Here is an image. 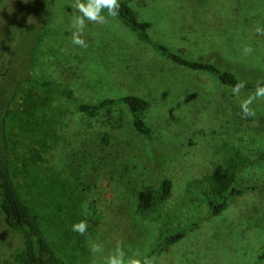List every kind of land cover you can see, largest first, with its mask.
<instances>
[{
  "label": "rangeland",
  "instance_id": "1",
  "mask_svg": "<svg viewBox=\"0 0 264 264\" xmlns=\"http://www.w3.org/2000/svg\"><path fill=\"white\" fill-rule=\"evenodd\" d=\"M18 1L0 5L1 46L8 45L13 35L21 37L17 18L12 32L3 33L8 19L18 17ZM32 1L26 0L28 11ZM128 1L142 16L156 21L153 36L174 51L229 69L245 84L264 81V34L256 32L257 26L264 28V0H212L234 11L195 14L217 32H209V37L189 32L179 14L169 13L176 11L173 4L177 8L185 0H159L156 7L148 0ZM73 2L42 0L28 22V29L32 28L27 40L13 47V53L23 63L31 55L33 73L66 82L89 101L129 93L146 96L153 104L147 121L154 135L138 134L127 110L121 127H106L74 105L39 97L40 104L25 103V116L21 114L11 128L16 140L12 173L19 188L26 193L33 189L27 162L43 174L68 176L78 185L84 215L100 222L93 242L102 245V251L93 253L86 240L79 245V258L104 264L117 243L126 258L136 251L142 258L159 238L205 213L200 179L233 156L243 164L240 183L255 189L173 246L158 264H264L260 258L264 251V100L250 106L255 117L244 118L240 101L255 89H242L237 96L216 78L188 73L143 43V53L132 48L125 52L109 40L114 35L130 37L113 17L106 24H94L100 35H89L87 48L74 45L67 26ZM212 24L217 27L210 28ZM245 46L253 51L246 55ZM44 103L59 106L58 110L47 109ZM59 111L62 122L55 116ZM168 178L173 180L172 196L153 211L139 214L140 191L158 187ZM54 239L65 249L70 245L72 256L75 240L61 233ZM21 246V237L7 229L0 209V264H17Z\"/></svg>",
  "mask_w": 264,
  "mask_h": 264
},
{
  "label": "trees",
  "instance_id": "2",
  "mask_svg": "<svg viewBox=\"0 0 264 264\" xmlns=\"http://www.w3.org/2000/svg\"><path fill=\"white\" fill-rule=\"evenodd\" d=\"M5 1L0 0V5ZM158 1L148 0V3L150 6L156 7ZM185 1L177 8L173 4L171 7L176 11L169 13L179 14L182 21L189 25L188 31L201 36L209 37L212 36L209 32H217L214 29H209L205 22L195 15L196 13L208 10V12L219 15L223 10L230 13L234 11L229 5L219 6L212 0L208 4L202 5L191 0L185 5ZM18 2L20 3L18 17L15 14L8 19L3 33L10 34L12 32L13 23L17 18V21L22 25L19 27L21 37L19 34H16L15 37L13 35L12 38L7 39L8 45L5 47L0 45V209L4 215L7 229L18 234L22 239L17 264H93V258L88 261H83L82 258L80 260L79 245L89 238L92 242L94 241V235L100 222L84 215L78 185L76 187L68 176L59 178L53 174H43L42 170L34 168L33 162H27L28 179L34 180L33 189L30 194L19 188L12 173L14 160L11 152L16 145V140L12 139L11 134L12 125L17 118L21 117V114L25 116L24 107L27 102L40 104L39 97L48 96L52 100H61L66 104L74 105L79 113L87 118L98 120L102 126L106 127H121L124 110H127L132 118L134 130L140 135L151 137L154 135V130L147 121V114L153 108V104L146 96L135 93L117 97H101L89 101L68 83L33 73L31 55H29V62L23 63L13 53V47L16 48L18 44L27 40L32 28L30 25L28 29V22L33 13L39 9V3L42 0H33L29 4L33 5L29 11L26 0ZM119 3V13L113 18L124 34L129 33L130 37L114 35L109 40L112 43H118L125 52L130 53V48H132L135 52L143 53L145 51L141 45L143 43L188 73L216 78L223 86L230 89L242 81L238 74L229 69L203 59L192 60L180 52L174 51L165 42L153 36L156 21L142 16L128 0H119ZM50 6L49 14L52 5ZM196 7L200 9L198 10ZM104 12L107 13V9ZM72 15V12H68L67 26L73 36V29L70 27ZM216 27L217 24H212L210 28ZM91 34L100 35L94 27V23L86 26L81 38L87 41ZM255 85L248 83L243 89H255ZM41 105L56 111L59 107L51 103ZM56 114V119L62 122L63 113L59 111ZM242 165L233 156L227 157L225 161L218 163L210 174L200 179L203 184L202 195L207 211L188 225L159 238L147 253V256L155 258V264H158L162 255L173 246L190 234L197 232L208 220L224 214L232 203L239 201L246 196L248 191L255 189L240 183ZM172 190L173 180L170 178L164 180L158 187L144 188L139 193L137 212L145 215L153 211L158 203L166 201L172 196ZM80 221H85L87 224L84 235L72 230L73 225ZM59 233L64 235L67 240L76 241L77 246L70 247L72 256L69 253L70 245L68 249H65L63 244H58L59 242L54 239ZM260 258L264 259V251Z\"/></svg>",
  "mask_w": 264,
  "mask_h": 264
},
{
  "label": "clouds",
  "instance_id": "3",
  "mask_svg": "<svg viewBox=\"0 0 264 264\" xmlns=\"http://www.w3.org/2000/svg\"><path fill=\"white\" fill-rule=\"evenodd\" d=\"M73 15L71 18L70 27L73 29L72 43L87 48V44L81 38L84 29L87 26L86 22L94 24H106L108 17H115L119 13L120 3L119 0H74L71 5ZM107 9V16L104 15V10ZM256 32L264 34V28L256 27ZM250 46L244 47V53L250 54L252 52ZM245 87L244 82H238L233 88L232 92L239 95L241 90ZM264 100V83L257 81L255 91L248 95L245 99L240 101V108L244 118L255 117L256 111L250 107L254 101ZM85 211L87 206L85 205ZM87 224L85 221H80L73 225V231L78 232L80 235L86 233ZM90 250L93 253L102 251V245L92 242L89 238ZM104 264H155V258L149 257L146 254L141 258V253L136 251L133 256L126 258V253L120 243H117L115 250L111 252Z\"/></svg>",
  "mask_w": 264,
  "mask_h": 264
}]
</instances>
